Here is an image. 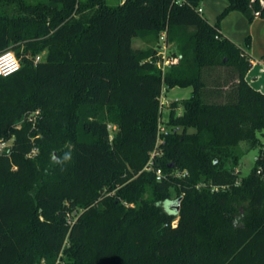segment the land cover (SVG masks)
<instances>
[{
	"label": "trees",
	"instance_id": "16d2710c",
	"mask_svg": "<svg viewBox=\"0 0 264 264\" xmlns=\"http://www.w3.org/2000/svg\"><path fill=\"white\" fill-rule=\"evenodd\" d=\"M201 1L14 0L0 15V54L21 63L0 75V264H264V92ZM233 10L264 18L261 0ZM163 31L180 55L165 72ZM175 86L192 96L160 133ZM241 141L261 145L242 177Z\"/></svg>",
	"mask_w": 264,
	"mask_h": 264
},
{
	"label": "rangeland",
	"instance_id": "374dc122",
	"mask_svg": "<svg viewBox=\"0 0 264 264\" xmlns=\"http://www.w3.org/2000/svg\"><path fill=\"white\" fill-rule=\"evenodd\" d=\"M28 3H37L39 1L45 0H24ZM111 5H116L121 3V0H106ZM228 4V0H202L201 6L203 7V16L207 20L215 24L220 23L221 31L224 36L228 37L234 41L237 45L245 49L251 60H261L264 62V55H259V57L253 55L252 51L259 53L260 40L256 30V23L250 20L243 12L239 10H233L223 15L225 7ZM17 3L14 0H2L0 4V15L10 14L13 11V7H16ZM250 40V45L247 44V39ZM133 46L136 48H143L146 46L140 38L133 39ZM44 53L40 55L39 58H44ZM251 69V68H250ZM249 69V70H250ZM249 72V71H248ZM193 87L192 86H175L169 89H164V93L161 97V103L168 101V104L172 100H182L192 96ZM163 125L166 126V122L169 118V109L167 106L162 109ZM240 148L243 150L240 161V177L249 174L253 168L256 157L260 153L261 145H250L247 141L240 142Z\"/></svg>",
	"mask_w": 264,
	"mask_h": 264
},
{
	"label": "built area",
	"instance_id": "2783aa9c",
	"mask_svg": "<svg viewBox=\"0 0 264 264\" xmlns=\"http://www.w3.org/2000/svg\"><path fill=\"white\" fill-rule=\"evenodd\" d=\"M198 11L203 13V7L200 6L198 8ZM156 55H157L156 63L163 72H165L167 68L170 67L171 65L178 63L180 60V55L174 50L173 44L170 43L167 39V31H163L160 35L158 46L156 47ZM20 66H21L20 60L13 51H5L0 54V75L2 76L11 75L17 72ZM164 89L162 91L161 97L164 93ZM169 105L170 103L168 104V101L161 103L162 108L165 106L168 107ZM38 114L39 111H36L34 113V115H38ZM24 120L25 119H23L18 124L20 125L21 123H23ZM159 131L160 133L161 132L167 133L168 128L161 123L159 126ZM160 140L161 139L159 138V141ZM10 146H11V140L0 139V153L9 151ZM36 152H37V148L34 147L32 151L29 153V156H33L34 154H36ZM155 153L156 152H153L148 162V166H147L148 169H150L153 165ZM156 173H157V178L161 179L162 178L161 169H157Z\"/></svg>",
	"mask_w": 264,
	"mask_h": 264
},
{
	"label": "crops",
	"instance_id": "0c3cea01",
	"mask_svg": "<svg viewBox=\"0 0 264 264\" xmlns=\"http://www.w3.org/2000/svg\"><path fill=\"white\" fill-rule=\"evenodd\" d=\"M124 0H121L123 2ZM204 13V10H203ZM253 22L256 23V30L260 40V49L259 53L252 51L253 55L259 57V55H264V18L257 16L253 19ZM251 69L247 73V80L250 84L256 89L264 92V62L261 60H251Z\"/></svg>",
	"mask_w": 264,
	"mask_h": 264
},
{
	"label": "water",
	"instance_id": "95a60500",
	"mask_svg": "<svg viewBox=\"0 0 264 264\" xmlns=\"http://www.w3.org/2000/svg\"><path fill=\"white\" fill-rule=\"evenodd\" d=\"M261 1H262L263 5H264V0H261ZM256 14L259 15V12H257Z\"/></svg>",
	"mask_w": 264,
	"mask_h": 264
}]
</instances>
